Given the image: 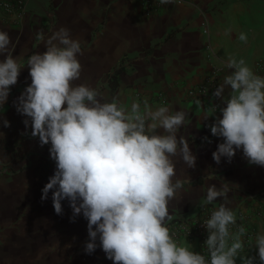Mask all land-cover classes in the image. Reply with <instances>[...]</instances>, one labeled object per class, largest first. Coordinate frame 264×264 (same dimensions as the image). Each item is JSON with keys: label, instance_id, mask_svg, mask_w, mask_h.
<instances>
[{"label": "crops", "instance_id": "crops-1", "mask_svg": "<svg viewBox=\"0 0 264 264\" xmlns=\"http://www.w3.org/2000/svg\"><path fill=\"white\" fill-rule=\"evenodd\" d=\"M148 2L28 0L20 22L0 15V31L8 33L12 55L22 65L17 83L0 105V164L19 169L11 175L0 174V264H114L98 237L95 250L85 251L88 222L82 213L73 216L67 199L61 201L59 215L52 202L54 189L41 199L50 177H39L34 163L40 156L50 157L51 145L41 146L39 137L31 135L30 118L17 111L18 98L31 84L28 57L45 52L46 40L61 28L81 46L77 54L81 72L73 86L95 89L101 103L115 98L127 111L136 102L143 112L147 101L153 111L167 106L172 113L187 114L177 139L187 140L196 161L188 167L179 155L171 157L176 170L173 180H181L183 187L169 202V214L193 216L205 204L209 186L219 189L227 184L226 199L218 198L210 205L218 209L224 204L235 213L239 227L246 229L239 256L257 257L254 262L260 264L255 240L264 235V166L250 164L242 149L230 161L221 157L216 163L212 153L223 138L213 136L209 126L222 118L220 109L226 106L213 93L233 71L226 67L229 57L243 59L255 75L264 78L255 68V62L264 57V0ZM242 33L246 42L239 39ZM5 56L0 54V61ZM215 68L214 87L200 99L189 97L187 90ZM230 94L225 87L224 99ZM156 134L165 132L158 128ZM8 140L20 142V155L5 148ZM176 242L189 244L192 251L197 246L187 238ZM239 256L236 264H242Z\"/></svg>", "mask_w": 264, "mask_h": 264}, {"label": "clouds", "instance_id": "clouds-1", "mask_svg": "<svg viewBox=\"0 0 264 264\" xmlns=\"http://www.w3.org/2000/svg\"><path fill=\"white\" fill-rule=\"evenodd\" d=\"M172 2L159 0L161 4ZM239 39L246 42L247 37L242 33ZM45 43V52L28 57L31 84L18 98L17 111L30 118L31 135L39 137L41 146L51 145L56 170L42 189L41 199L54 189L56 214L62 213L64 199L74 217L82 213L88 222L85 251L95 250L98 237L114 264H236L246 229L241 226L230 233L236 215L224 204L204 222L210 262L189 244H178L165 226L172 219L169 202L183 187L181 180H173L176 170L171 157L179 155L188 167L196 161L187 140L177 139L187 114L172 113L167 106L153 111L147 101L143 112L136 102L130 111L115 98L101 103L95 89L73 86L81 72L80 42L61 28ZM10 44L8 33L0 31V54H6L0 61V105L6 102L22 68ZM226 67L233 71L213 93L226 105L220 109L222 118L209 126L213 136L223 138L212 153L213 160L220 163L226 157L230 161L242 149L250 164L264 166V78L255 75L243 59L229 57ZM225 87L231 89L226 100ZM4 125L9 123L4 121ZM158 128L165 134H156ZM228 191L227 184L219 189L211 185L204 203L226 199ZM255 247L264 264V235L256 237ZM239 258L242 264H254L257 257Z\"/></svg>", "mask_w": 264, "mask_h": 264}, {"label": "built area", "instance_id": "built-area-1", "mask_svg": "<svg viewBox=\"0 0 264 264\" xmlns=\"http://www.w3.org/2000/svg\"><path fill=\"white\" fill-rule=\"evenodd\" d=\"M183 1V0H177ZM28 0H0V15L7 21L20 22L27 12ZM148 2V0H147ZM150 5V1L147 3ZM256 71L259 74H264V57L255 62ZM217 69H213L202 82L190 87L187 90V95L193 99H200L205 96L208 91L214 87L217 81ZM54 168L52 165H47L44 170V175L51 177ZM216 210L210 204H203L198 212L193 216L176 215L166 223V227L170 230L175 241L183 238L195 240L197 243L194 252L203 254L206 260L210 262V256L205 246V241L209 235L204 222L210 217L211 212ZM239 229V224L230 225V233H236ZM231 240H229V244ZM254 264H257L254 262Z\"/></svg>", "mask_w": 264, "mask_h": 264}, {"label": "rangeland", "instance_id": "rangeland-1", "mask_svg": "<svg viewBox=\"0 0 264 264\" xmlns=\"http://www.w3.org/2000/svg\"><path fill=\"white\" fill-rule=\"evenodd\" d=\"M47 145H50L47 144ZM4 146L6 149H8L9 152H11L14 155H20L22 152V148L20 145V142L18 140H8L4 142ZM47 165H52L54 170L52 172V175L54 174L56 170L55 161L52 160L49 156H40L38 159H36L34 163V171L39 177H49L44 175V170ZM16 171H19L18 168H13L9 164H0V174H14ZM51 175V176H52Z\"/></svg>", "mask_w": 264, "mask_h": 264}, {"label": "trees", "instance_id": "trees-1", "mask_svg": "<svg viewBox=\"0 0 264 264\" xmlns=\"http://www.w3.org/2000/svg\"><path fill=\"white\" fill-rule=\"evenodd\" d=\"M111 77H112V76H111ZM111 77H109V80H110V81H111V79H112Z\"/></svg>", "mask_w": 264, "mask_h": 264}]
</instances>
